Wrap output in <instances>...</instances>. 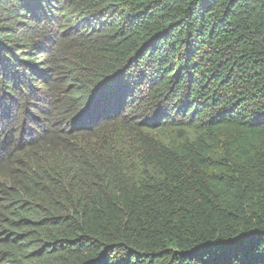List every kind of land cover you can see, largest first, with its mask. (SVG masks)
I'll use <instances>...</instances> for the list:
<instances>
[{"label":"trees","instance_id":"1","mask_svg":"<svg viewBox=\"0 0 264 264\" xmlns=\"http://www.w3.org/2000/svg\"><path fill=\"white\" fill-rule=\"evenodd\" d=\"M0 264H264V0H0Z\"/></svg>","mask_w":264,"mask_h":264}]
</instances>
